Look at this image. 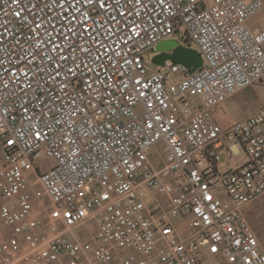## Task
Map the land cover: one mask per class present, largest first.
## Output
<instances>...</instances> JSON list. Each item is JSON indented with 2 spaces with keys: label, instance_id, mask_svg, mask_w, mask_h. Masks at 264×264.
I'll list each match as a JSON object with an SVG mask.
<instances>
[{
  "label": "built area",
  "instance_id": "obj_1",
  "mask_svg": "<svg viewBox=\"0 0 264 264\" xmlns=\"http://www.w3.org/2000/svg\"><path fill=\"white\" fill-rule=\"evenodd\" d=\"M263 9L0 0V264H264L243 211L264 194V106L213 116L264 76V28L247 23ZM176 35L201 55L190 74L146 55ZM220 150L243 158L220 169Z\"/></svg>",
  "mask_w": 264,
  "mask_h": 264
},
{
  "label": "rangeland",
  "instance_id": "obj_2",
  "mask_svg": "<svg viewBox=\"0 0 264 264\" xmlns=\"http://www.w3.org/2000/svg\"><path fill=\"white\" fill-rule=\"evenodd\" d=\"M173 39L178 41V43L182 46H188L191 48L195 49V46L193 44H188L185 40L180 38L178 35L174 36ZM147 57L151 59L152 53L148 52ZM156 67V65H154ZM171 77L173 79H176L179 77V73H172ZM247 97L250 98V101L255 102L256 101V94L252 91L247 92ZM160 143H157L155 146L151 148V154H150V160L152 164L155 166V168H159L161 165V160H160V154H159V147ZM1 150V147H0ZM220 155V163L221 165H228L231 163V161H234V164L237 162H240L241 159L243 158V152H239L237 155L233 157L232 160H229L226 151L225 150H220L219 151ZM230 162V163H229ZM0 164H1V154H0ZM53 164V159L51 158H41L37 161V167L39 169H45L48 166ZM234 165L233 163H231ZM32 192L33 196L35 197V204L38 205L40 208H48V200L41 196V187L40 186H34L33 188L30 189ZM141 193L145 200L150 203L152 200V195L150 191L146 188L143 187L141 189ZM244 214L254 229V232L256 233L258 239L261 241L262 244H264V194L261 195L258 199H256L254 202L247 204L243 208ZM42 215H45V212L42 213ZM179 229L181 232H184V226L182 224L179 225Z\"/></svg>",
  "mask_w": 264,
  "mask_h": 264
},
{
  "label": "crops",
  "instance_id": "obj_3",
  "mask_svg": "<svg viewBox=\"0 0 264 264\" xmlns=\"http://www.w3.org/2000/svg\"><path fill=\"white\" fill-rule=\"evenodd\" d=\"M262 2L264 3V0H262ZM247 23L253 30L257 31L263 29L264 9L257 15L249 18ZM248 91H252L256 94L255 102L250 101V98L247 97ZM262 106H264V76L256 85L243 88L242 90L236 92L234 95L228 98L221 105L216 107L214 109L213 116L218 124L227 126ZM2 163L3 160L1 157L0 166L2 165ZM231 163L234 164V161H231ZM231 163L228 165H221L219 161L218 166L220 169H226L229 166H233Z\"/></svg>",
  "mask_w": 264,
  "mask_h": 264
},
{
  "label": "water",
  "instance_id": "obj_4",
  "mask_svg": "<svg viewBox=\"0 0 264 264\" xmlns=\"http://www.w3.org/2000/svg\"><path fill=\"white\" fill-rule=\"evenodd\" d=\"M151 61L156 66H164L167 61L181 64L190 74L202 65L199 52L191 47L182 46L173 38L161 40L152 48Z\"/></svg>",
  "mask_w": 264,
  "mask_h": 264
},
{
  "label": "flooded vegetation",
  "instance_id": "obj_5",
  "mask_svg": "<svg viewBox=\"0 0 264 264\" xmlns=\"http://www.w3.org/2000/svg\"><path fill=\"white\" fill-rule=\"evenodd\" d=\"M149 52H151V49H150V51ZM152 54H153V52H151Z\"/></svg>",
  "mask_w": 264,
  "mask_h": 264
},
{
  "label": "snow or ice",
  "instance_id": "obj_6",
  "mask_svg": "<svg viewBox=\"0 0 264 264\" xmlns=\"http://www.w3.org/2000/svg\"><path fill=\"white\" fill-rule=\"evenodd\" d=\"M11 143V142H10Z\"/></svg>",
  "mask_w": 264,
  "mask_h": 264
}]
</instances>
